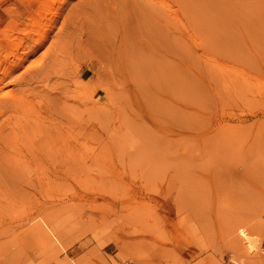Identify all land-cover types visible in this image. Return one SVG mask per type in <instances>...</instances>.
Returning a JSON list of instances; mask_svg holds the SVG:
<instances>
[{
    "label": "rangeland",
    "instance_id": "obj_1",
    "mask_svg": "<svg viewBox=\"0 0 264 264\" xmlns=\"http://www.w3.org/2000/svg\"><path fill=\"white\" fill-rule=\"evenodd\" d=\"M2 45L0 264H264V0H0Z\"/></svg>",
    "mask_w": 264,
    "mask_h": 264
},
{
    "label": "bare ground",
    "instance_id": "obj_2",
    "mask_svg": "<svg viewBox=\"0 0 264 264\" xmlns=\"http://www.w3.org/2000/svg\"><path fill=\"white\" fill-rule=\"evenodd\" d=\"M30 39H32L31 38V36H30ZM44 39V38H43ZM43 39H41L40 40V43H41V41H44ZM43 43V42H42ZM41 43V44H42ZM11 44V43H10ZM22 44V43H21ZM41 44H39V46L41 45ZM44 44V43H43ZM42 44V45H43ZM8 45V44H7ZM35 45V44H34ZM3 46V45H2ZM1 46V47H2ZM5 46V45H4ZM0 47V60H2L3 62H4V56L6 57L7 55H4L3 56V54H5V53H3L2 54V52L4 51L5 52V47ZM12 46V45H11ZM14 46H16V45H14ZM17 46H19L20 47V45H17ZM16 46V47H17ZM22 46V45H21ZM7 47V46H6ZM16 47H15V49H16ZM18 49V48H17ZM20 49V48H19ZM22 49V48H21ZM35 49H36V47H34L33 48V46H32V49L30 50V48H29V51H30V53H32L33 51H35ZM8 50V49H7ZM14 50V49H13ZM23 50V49H22ZM26 50H28V49H26ZM10 51V53H11V50H9ZM24 51H25V49H24ZM24 51H22V52H24ZM15 52V51H14ZM13 51H12V53L11 54H13L14 53ZM18 52V51H17ZM29 53V54H30ZM15 54H16V52H15ZM22 54V53H21ZM23 54H25V56H27V54L28 53H23ZM28 54V55H29ZM14 56V55H13ZM16 56H17V54H16ZM20 56H22V55H20ZM19 55L16 57L17 59H16V62H15V60H14V62H13V64H14V69L15 68H17L18 69V67L20 66V63H21V61H23L24 60V58H25V56H22V57H20ZM20 57V58H19ZM6 59H7V57H6ZM8 60V59H7ZM3 65V64H2ZM1 65V66H2ZM0 66V67H1ZM10 66V65H9ZM7 68V67H6ZM10 71H7L6 73H4V75L6 76L8 73H9ZM3 75V74H2ZM1 75V76H2ZM1 78V80H2V83H3V77H0ZM5 78V77H4ZM18 80H20V78H17ZM17 81V80H16ZM1 85V84H0ZM3 87V86H2ZM16 96V95H15ZM18 96V95H17ZM5 97V96H4ZM24 99L25 98H23V100H22V97H14V98H12V99H10V100H8V101H6V103L5 104H8L9 105V109L11 108H13V106L15 107V110L17 111V109L18 108H23V109H26L27 108V103L24 101ZM0 104H4V103H0ZM5 104L3 105V106H5ZM10 106H12V107H10ZM8 107V106H7ZM6 106L4 107V109L5 108H7ZM28 109V108H27ZM26 109V110H27ZM33 109H34V107H32V111H33ZM13 110V109H12ZM19 110V109H18ZM30 110V109H29ZM14 111V110H13ZM20 111V110H19ZM19 111H17V112H19ZM24 111V110H23ZM15 112V111H14ZM13 114V113H12ZM15 115V114H14ZM18 116H19V113H18ZM27 116H28V113H27ZM32 116V115H31ZM35 116H36V114H35ZM33 117L34 116H32V119H33ZM30 119H31V117H29ZM34 118H36V117H34ZM17 118H15V120H16ZM29 119V120H30ZM31 119V120H32ZM16 127L18 128V129H13L12 130V133H11V136L12 137H17V138H20L21 139V141H23L24 143H25V145L26 144H29L31 141H32V139L34 138V134H31V131L29 130V126L28 125H26V123L24 124V123H22V122H20V119L18 120V122H16ZM32 129H36V128H32ZM38 130V129H37ZM39 131V130H38ZM0 134H1V136H2V134H3V130L1 131V129H0ZM40 132V131H39ZM40 134H41V132H40ZM43 134H44V132H43ZM42 135V134H41ZM10 138H8V140H9ZM46 140H47V142L49 141V135L47 134V133H45L44 134V136H43V138L40 140V143L38 144V149H41L40 148V146L42 145L44 148V150H45V147H48V145L46 146ZM56 143H52V147H56ZM2 153H4V150H2V149H0V154H2ZM21 159H25V157L23 156ZM26 160V159H25ZM7 194L8 193H3V195H2V197L3 196H7ZM7 202V201H6ZM10 204V202H7L6 204ZM8 204V205H9ZM11 205V204H10ZM242 233V232H241ZM242 237H243V235H242ZM246 240V239H245ZM256 260H258L257 258H256ZM256 260H254V259H251V262H252V264H262L261 262H258V261H256Z\"/></svg>",
    "mask_w": 264,
    "mask_h": 264
}]
</instances>
